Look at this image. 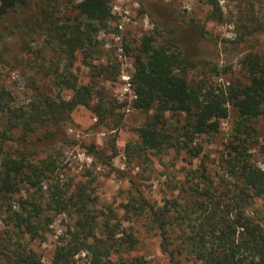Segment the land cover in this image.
Here are the masks:
<instances>
[{"label": "trees", "instance_id": "obj_1", "mask_svg": "<svg viewBox=\"0 0 264 264\" xmlns=\"http://www.w3.org/2000/svg\"><path fill=\"white\" fill-rule=\"evenodd\" d=\"M27 1L0 0V20L26 6ZM51 1L42 0L46 8L40 6L18 24L26 22L44 35L55 59L49 61L43 52L37 53L38 76L48 78L59 91L51 95L35 86L38 92L32 99L15 106L10 92L0 84V116L5 117L0 131V210L5 213L6 227L0 231V256L6 264H45L28 247V241L45 239L54 216L64 213L73 222L58 236L50 264H145L143 258L128 255L138 240L131 228L122 226L116 211L98 214L84 184L71 189L59 179L56 156L37 157L26 148L30 136L46 126L51 129L38 141L56 139L62 123L78 106L91 109L99 121L113 114L106 94L91 84H79L72 72L78 51L87 65L92 54L99 52L95 36L110 16L109 0H69L75 15L64 22L54 16L57 12ZM199 1L210 6L208 18L223 17L218 0ZM189 23L203 36L201 25L194 19ZM174 27L168 35L156 30L143 34L134 54L132 107L146 114L136 129L138 148L153 155L172 149L197 156L201 146H193L194 139L218 133L221 120L232 110V134L221 158L223 175L215 183L213 177L202 173L203 188L199 190L196 183L191 187L192 199L178 206L170 201L161 206L150 203L134 188L122 205L121 219L142 217L146 231L159 236L170 264H184L181 256L200 264H264V218L255 219L248 210L256 198L264 208V162L257 165L250 152L256 138L253 122L261 114L264 100V58L255 51L246 53L242 59L245 76L239 81L192 83L187 70L194 64L178 47L174 32L179 25ZM62 59L67 62L64 66ZM108 67L115 72L114 64H106ZM64 89L71 91L68 99L60 94ZM14 129L22 133L19 138L13 135ZM16 138L26 150L5 148V142ZM88 153L95 151L90 147Z\"/></svg>", "mask_w": 264, "mask_h": 264}, {"label": "rangeland", "instance_id": "obj_2", "mask_svg": "<svg viewBox=\"0 0 264 264\" xmlns=\"http://www.w3.org/2000/svg\"><path fill=\"white\" fill-rule=\"evenodd\" d=\"M40 1L28 0L26 6L0 20V84L10 92L11 103L15 106L30 101L38 90L51 95L59 91L48 78L42 80L38 76L41 68L37 53L43 52L49 61L54 58L51 48L43 40L44 35L26 22L18 24L34 10L38 11L40 6L46 8L43 5L45 0ZM218 1L223 11L219 20L208 18L210 6L199 0H109L110 16L106 26L100 28L95 36L98 41L95 49L99 52L92 54L87 65L83 53L78 51L72 63V72L77 75L79 84H91L96 91L106 94L112 102L113 114L99 121L91 109L78 106L62 123V130L56 139L38 141L39 137L48 134L46 130L51 129V126H46L31 135L29 143L25 144L37 157L56 156L59 179L68 182L71 189L84 184L98 214L116 211L122 226L131 228L138 240L128 255L143 258L145 264L170 263L167 254L161 250L159 236L146 231L142 217L132 216L128 221L121 219L122 205L137 188L150 203L161 206L170 201L178 206L192 199L191 187L196 183L199 182V190L203 188L202 173L213 177L215 183L220 181L223 175L221 158L232 134L235 115L230 110L228 117L221 120L218 133L194 139L192 145L201 146L197 156L172 149L159 155L142 151L138 148L136 129L143 123L146 114L132 107L135 95L130 79L126 80L124 74L133 71L134 54L143 34L156 30L168 35L171 29L174 30V25H179L174 32L178 47L194 64L187 70L190 82L215 85L243 79L244 55L255 51L264 58V0ZM51 4L57 12L54 16H59L62 22L75 15L69 0H52ZM192 19L203 27V36L190 28ZM119 46L122 48L120 53ZM106 64H114L115 72L106 68ZM60 94L68 99L71 91L64 89ZM96 101L94 94L92 102ZM261 107V114L253 122L256 138L250 148L251 158L259 166L264 162V100ZM4 124L5 117L1 115L0 131ZM12 133L17 138L22 135L17 129ZM17 138L5 142L8 151L24 148L18 144L21 140ZM90 147L95 154L88 153ZM248 210L255 219L264 218L261 199H254ZM4 215L0 210V231L6 228L2 219ZM72 222L73 218L68 214L55 215L48 226L50 229L45 231V239L30 240L28 247L39 255L43 263L50 264L58 236ZM180 258L184 264H200L182 256ZM0 264H6L1 256Z\"/></svg>", "mask_w": 264, "mask_h": 264}, {"label": "built area", "instance_id": "obj_3", "mask_svg": "<svg viewBox=\"0 0 264 264\" xmlns=\"http://www.w3.org/2000/svg\"><path fill=\"white\" fill-rule=\"evenodd\" d=\"M118 27L121 28V27H122L121 24H119ZM117 39H119V37H117ZM118 50H119V53L122 52V48H121V46H119ZM124 75H125L124 78H125L126 80H128V79H130L131 73L129 74V73L127 72V73L124 74ZM128 86H130V83H129V82H128Z\"/></svg>", "mask_w": 264, "mask_h": 264}]
</instances>
